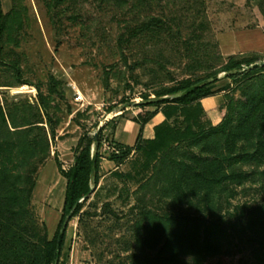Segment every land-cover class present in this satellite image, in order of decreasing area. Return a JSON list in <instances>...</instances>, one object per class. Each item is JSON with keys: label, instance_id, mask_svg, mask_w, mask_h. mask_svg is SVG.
Listing matches in <instances>:
<instances>
[{"label": "rangeland", "instance_id": "rangeland-1", "mask_svg": "<svg viewBox=\"0 0 264 264\" xmlns=\"http://www.w3.org/2000/svg\"><path fill=\"white\" fill-rule=\"evenodd\" d=\"M105 1L0 0L5 26L0 38V108L6 118L4 124L0 116V170L21 177L20 187L28 193L27 221L38 227L40 236L46 232L51 239L61 217L65 179L59 165L68 170L77 141L96 136L102 127L100 147L96 150L92 144L90 149L91 157L98 151V182L67 224L58 264H130L139 254L133 243L142 213L172 212L158 194L157 170L165 152L147 158L148 145L165 128L181 135L187 127L195 133L219 127L227 106L239 99L237 86L244 81L233 82L222 73L210 94L188 107H147L138 141L139 126L131 121L139 112L134 103L187 79H202L230 56L255 57V64L264 65L261 0ZM152 17L162 19L170 30L119 45L136 22ZM201 21L205 29L198 37L193 30ZM145 59L161 62L164 69ZM18 80L34 93H12L20 87L15 85ZM39 94L54 118L53 135ZM11 121L39 128L27 126L18 132ZM129 146L132 151L123 156L119 147ZM184 146L167 152L171 157L177 151L198 154ZM235 169L253 177L240 187L229 186L223 196L218 212L233 226L242 218L257 221L259 211L264 218V166L241 164ZM228 194L232 198L226 199ZM230 235L229 254L205 264H257L262 253L255 252V242L244 243L250 234L243 243Z\"/></svg>", "mask_w": 264, "mask_h": 264}, {"label": "trees", "instance_id": "trees-1", "mask_svg": "<svg viewBox=\"0 0 264 264\" xmlns=\"http://www.w3.org/2000/svg\"><path fill=\"white\" fill-rule=\"evenodd\" d=\"M261 1L259 7L263 8L261 6L264 5V0ZM102 2L106 1L101 0ZM261 12L264 13V10ZM2 18L0 11V38L5 28L1 23ZM164 28L170 30L157 17L136 22L134 28L119 39V45L130 44L132 40L148 38L150 35L158 36ZM204 29V22L201 21L193 30L194 35L197 33L198 37H202ZM168 35L172 36L170 33ZM194 40L193 37L190 42ZM190 42L187 45L192 49ZM145 61L155 64L159 70L164 69V65L155 59ZM256 62L255 57L230 56L224 65L204 78L196 81L187 79L176 86L158 91L154 97H143L141 102L133 106L139 110L131 120L139 126L138 141L142 125L148 116L144 111L147 107H188L209 95L211 84L222 73H225V79L233 82L239 79L244 81L237 86L239 99L227 106L229 111L219 127L197 133L187 127L186 133L181 135L165 128L155 134L154 144L148 145L147 158L155 159L157 153L165 152L157 170L160 179L158 194L160 201L165 202L172 212L164 215L152 211L142 213L143 218L135 226L133 243L134 250L139 254L133 256L130 264H205L208 259L229 254L230 242L234 238V235H230L231 232L241 243L244 241L243 237L250 234L253 239L248 238L244 243L255 242V252L262 253L256 262L264 264L262 213L259 211L257 221L245 222L242 218L241 222L233 226L230 222H224L218 212L227 188L231 185L240 187L253 177V173L236 171L235 168L241 164L258 168L264 166V65H257ZM243 66L251 68L241 71ZM247 79L251 81H246ZM22 84L24 83L20 80L15 83L16 86ZM226 98L230 99V96ZM38 103L53 135L54 118L42 94L38 95ZM131 104L129 102L127 106L130 107ZM113 108L108 112L113 111ZM126 109L127 107L122 111ZM0 116L6 124L1 108ZM10 124L18 132L27 126L39 128L31 122L25 125L14 122ZM101 129L102 127L96 136L83 137L77 141L72 165L68 170H62L59 165V173L65 179V190L61 217L51 239L47 238L46 232L40 236L38 227L27 221L28 193L20 187L21 177L0 170V264H58L67 224L79 213L82 207L80 201L87 198L91 186L98 182V151L91 157L90 149L92 144L96 150L100 147ZM183 142L186 150L197 149L198 154L177 151L176 156H169L172 153L167 151ZM119 148L123 156L132 151L130 146ZM262 174L264 175V171ZM228 198H232V194H228L226 199ZM225 223H228L227 226L223 225ZM188 257L192 259L188 261Z\"/></svg>", "mask_w": 264, "mask_h": 264}, {"label": "bare ground", "instance_id": "bare-ground-1", "mask_svg": "<svg viewBox=\"0 0 264 264\" xmlns=\"http://www.w3.org/2000/svg\"><path fill=\"white\" fill-rule=\"evenodd\" d=\"M25 91H28V92L34 93L33 88H29V87H27L26 85H22V86H20V87L17 88V89H13V90H12V93H14V94H21V93H23V92H25ZM108 116L110 117V114H109Z\"/></svg>", "mask_w": 264, "mask_h": 264}, {"label": "water", "instance_id": "water-1", "mask_svg": "<svg viewBox=\"0 0 264 264\" xmlns=\"http://www.w3.org/2000/svg\"><path fill=\"white\" fill-rule=\"evenodd\" d=\"M225 74H223L222 76H224ZM133 105H136L135 103ZM68 221V217L66 218V222Z\"/></svg>", "mask_w": 264, "mask_h": 264}, {"label": "clouds", "instance_id": "clouds-1", "mask_svg": "<svg viewBox=\"0 0 264 264\" xmlns=\"http://www.w3.org/2000/svg\"><path fill=\"white\" fill-rule=\"evenodd\" d=\"M187 259H188V261H190L192 258L191 257H188Z\"/></svg>", "mask_w": 264, "mask_h": 264}]
</instances>
